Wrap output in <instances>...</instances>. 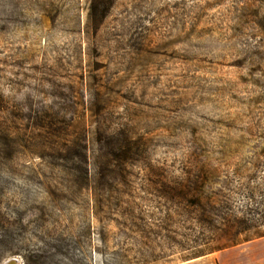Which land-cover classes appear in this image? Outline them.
<instances>
[{"label": "rangeland", "instance_id": "1", "mask_svg": "<svg viewBox=\"0 0 264 264\" xmlns=\"http://www.w3.org/2000/svg\"><path fill=\"white\" fill-rule=\"evenodd\" d=\"M89 4L0 0V264H177L264 240V0ZM199 169L217 213L166 222L149 180Z\"/></svg>", "mask_w": 264, "mask_h": 264}, {"label": "trees", "instance_id": "2", "mask_svg": "<svg viewBox=\"0 0 264 264\" xmlns=\"http://www.w3.org/2000/svg\"><path fill=\"white\" fill-rule=\"evenodd\" d=\"M88 18H103L109 8L110 0H89ZM202 172L201 169L197 171L194 178H181L174 174H158L155 178L149 180V185L156 188L158 192L162 195L165 203L168 204V211L165 215L166 222L171 223L174 215L188 214L190 212L198 211L199 218L198 221L207 223V213H215L217 211L214 204L209 202H202ZM225 219V218H224ZM225 226L222 228V233L225 235L231 233L234 223L226 220ZM236 222V221H235ZM238 222V221H237ZM234 231H240V229L234 228ZM263 234L257 237H262ZM232 246V245H229ZM217 248V250L229 247ZM216 250V251H217ZM207 253H201L199 255L193 256L192 258L204 255ZM189 258V259H192ZM188 260V259H186Z\"/></svg>", "mask_w": 264, "mask_h": 264}, {"label": "crops", "instance_id": "3", "mask_svg": "<svg viewBox=\"0 0 264 264\" xmlns=\"http://www.w3.org/2000/svg\"><path fill=\"white\" fill-rule=\"evenodd\" d=\"M177 264H264V240H249Z\"/></svg>", "mask_w": 264, "mask_h": 264}, {"label": "water", "instance_id": "4", "mask_svg": "<svg viewBox=\"0 0 264 264\" xmlns=\"http://www.w3.org/2000/svg\"><path fill=\"white\" fill-rule=\"evenodd\" d=\"M2 264H18V259L15 257L5 260Z\"/></svg>", "mask_w": 264, "mask_h": 264}]
</instances>
